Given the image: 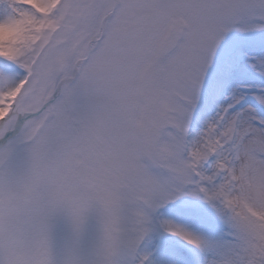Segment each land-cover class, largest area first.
I'll list each match as a JSON object with an SVG mask.
<instances>
[{
  "label": "snow or ice",
  "instance_id": "obj_1",
  "mask_svg": "<svg viewBox=\"0 0 264 264\" xmlns=\"http://www.w3.org/2000/svg\"><path fill=\"white\" fill-rule=\"evenodd\" d=\"M0 264H264V0H0Z\"/></svg>",
  "mask_w": 264,
  "mask_h": 264
}]
</instances>
